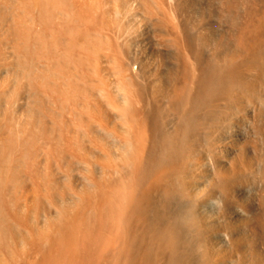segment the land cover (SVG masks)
<instances>
[{
    "label": "rangeland",
    "instance_id": "rangeland-1",
    "mask_svg": "<svg viewBox=\"0 0 264 264\" xmlns=\"http://www.w3.org/2000/svg\"><path fill=\"white\" fill-rule=\"evenodd\" d=\"M150 3L0 0V264L135 263L130 251L136 253V248L130 249L133 244L128 247L138 216L133 207L137 208L152 180L156 146L155 155H149L154 164L148 163L147 155L144 159L142 154L141 160L140 153L136 152V158L126 147L130 154L123 147L121 150V144L125 146L130 139L126 119L122 118L125 141L120 115L117 118L112 111L126 115L130 110L120 102L122 93L129 94L123 92L128 73L137 69L127 64L131 62L130 36L126 35L131 32L128 27L142 19L144 5L150 7ZM237 3H242L237 4L242 13L236 11L237 19L232 17L235 29L238 22V27L244 22L240 14L246 16L247 10L242 9L249 6L245 0ZM134 12L138 15L135 22V15H129ZM226 15L224 19L231 21ZM137 24L131 26L141 31V23ZM139 30L135 36L143 46ZM115 80L122 82L123 89ZM117 134L120 143L113 140ZM124 194H130L129 199ZM116 199L121 202L116 204ZM114 214L126 217L118 218V225L122 224L115 223V229L112 225L118 216L115 219ZM116 229L118 238L125 232L129 235L124 240L121 236L123 241L118 239L117 244L113 238ZM121 230L125 232L119 234Z\"/></svg>",
    "mask_w": 264,
    "mask_h": 264
},
{
    "label": "bare ground",
    "instance_id": "bare-ground-1",
    "mask_svg": "<svg viewBox=\"0 0 264 264\" xmlns=\"http://www.w3.org/2000/svg\"><path fill=\"white\" fill-rule=\"evenodd\" d=\"M245 1L237 29V0H162L135 9L141 20L129 14L141 23L144 45L131 21L127 64L137 69L126 72L129 94L118 93L130 110L112 112L126 119L121 129L124 135L125 123L130 139L121 150L147 155L148 163L156 154L152 180L133 207L134 264H264V0ZM119 216L112 228L126 218Z\"/></svg>",
    "mask_w": 264,
    "mask_h": 264
}]
</instances>
